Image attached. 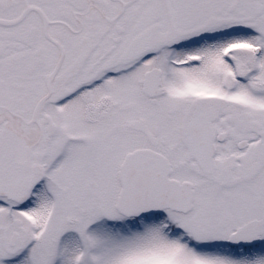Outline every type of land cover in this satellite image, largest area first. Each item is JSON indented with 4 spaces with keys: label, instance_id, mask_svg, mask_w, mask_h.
<instances>
[{
    "label": "snow or ice",
    "instance_id": "obj_1",
    "mask_svg": "<svg viewBox=\"0 0 264 264\" xmlns=\"http://www.w3.org/2000/svg\"><path fill=\"white\" fill-rule=\"evenodd\" d=\"M0 264H264V0H0Z\"/></svg>",
    "mask_w": 264,
    "mask_h": 264
}]
</instances>
